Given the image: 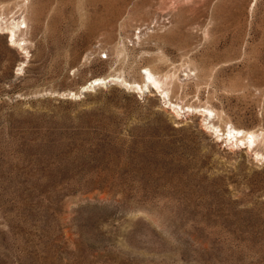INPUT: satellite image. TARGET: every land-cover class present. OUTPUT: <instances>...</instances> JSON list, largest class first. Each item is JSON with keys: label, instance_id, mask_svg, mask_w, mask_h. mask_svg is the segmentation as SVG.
<instances>
[{"label": "rangeland", "instance_id": "rangeland-1", "mask_svg": "<svg viewBox=\"0 0 264 264\" xmlns=\"http://www.w3.org/2000/svg\"><path fill=\"white\" fill-rule=\"evenodd\" d=\"M0 22V264H264V0H0Z\"/></svg>", "mask_w": 264, "mask_h": 264}, {"label": "bare ground", "instance_id": "bare-ground-1", "mask_svg": "<svg viewBox=\"0 0 264 264\" xmlns=\"http://www.w3.org/2000/svg\"><path fill=\"white\" fill-rule=\"evenodd\" d=\"M256 1V0H255ZM256 3V2H255ZM25 14V13H24ZM21 16V15H20ZM25 16V15H24ZM5 19V18H4ZM5 21V20H4ZM3 26V22H0V28ZM5 30L6 34L9 35L10 42L12 44H17L22 50H26L25 46L26 41L24 39H19V34L23 32V29L27 28V20L26 17H19L13 18L12 22L5 23ZM119 79V78H117ZM123 79V78H122ZM113 78H97L90 82L89 85L84 86L83 89L78 93L70 92V95L73 97H79L82 96V92L89 91L90 88H94L96 86H99L101 84H106L107 82L112 81ZM125 81V80H124ZM153 86L156 90H158L162 96V98H168L169 97V91L166 88V84L158 77L156 74H154L151 70H147L146 78L144 80V84L140 85L139 83L137 85H134L136 89H138L140 92H145V90L149 89L150 86ZM174 110L175 107L173 106ZM194 110V109H193ZM204 116L207 117L208 120H212L214 115V111L210 109H205ZM209 124L211 125L210 128L218 132V128L211 124V121H209ZM227 134L223 133L224 136H226L225 140L228 141L231 144L235 145H244L246 148L253 147V145L258 141V133L256 134L253 131H246L244 129H238L234 126H230V128L226 132ZM219 136V135H218ZM234 147V146H233Z\"/></svg>", "mask_w": 264, "mask_h": 264}, {"label": "water", "instance_id": "water-1", "mask_svg": "<svg viewBox=\"0 0 264 264\" xmlns=\"http://www.w3.org/2000/svg\"><path fill=\"white\" fill-rule=\"evenodd\" d=\"M82 93H85V92H82Z\"/></svg>", "mask_w": 264, "mask_h": 264}, {"label": "built area", "instance_id": "built-area-1", "mask_svg": "<svg viewBox=\"0 0 264 264\" xmlns=\"http://www.w3.org/2000/svg\"><path fill=\"white\" fill-rule=\"evenodd\" d=\"M106 57V56H105Z\"/></svg>", "mask_w": 264, "mask_h": 264}]
</instances>
